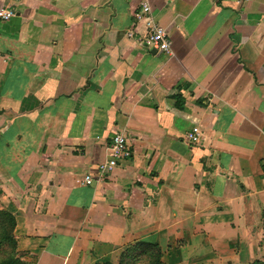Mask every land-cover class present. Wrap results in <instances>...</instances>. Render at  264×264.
<instances>
[{
    "label": "crops",
    "instance_id": "0c3cea01",
    "mask_svg": "<svg viewBox=\"0 0 264 264\" xmlns=\"http://www.w3.org/2000/svg\"><path fill=\"white\" fill-rule=\"evenodd\" d=\"M144 3L171 54L144 45ZM3 8L0 210L26 263L118 264L145 243L164 264H264V0ZM118 133L132 156L102 173Z\"/></svg>",
    "mask_w": 264,
    "mask_h": 264
},
{
    "label": "built area",
    "instance_id": "2783aa9c",
    "mask_svg": "<svg viewBox=\"0 0 264 264\" xmlns=\"http://www.w3.org/2000/svg\"><path fill=\"white\" fill-rule=\"evenodd\" d=\"M15 16V13L10 9H0V19L9 20ZM137 18L144 20L148 25L147 35L144 37V45L148 48H153L159 53L171 54L172 52V40L169 36V32L160 23L156 22L152 16V10L148 3L142 5V9ZM187 139L194 143H199L200 133L198 129H194L188 134ZM110 158L99 165V169L102 173L112 170L117 166L118 162L123 159H129L132 156V151L129 149L127 137L123 133L116 134L110 145ZM92 176L88 175L84 179L85 184L92 183Z\"/></svg>",
    "mask_w": 264,
    "mask_h": 264
},
{
    "label": "trees",
    "instance_id": "16d2710c",
    "mask_svg": "<svg viewBox=\"0 0 264 264\" xmlns=\"http://www.w3.org/2000/svg\"><path fill=\"white\" fill-rule=\"evenodd\" d=\"M15 217L7 210H0V264H28L18 251L14 237ZM145 264H164L162 252L157 245L138 243L127 248L118 264H133L138 261ZM96 264H114L110 262ZM258 264V263H255Z\"/></svg>",
    "mask_w": 264,
    "mask_h": 264
},
{
    "label": "rangeland",
    "instance_id": "374dc122",
    "mask_svg": "<svg viewBox=\"0 0 264 264\" xmlns=\"http://www.w3.org/2000/svg\"><path fill=\"white\" fill-rule=\"evenodd\" d=\"M133 264H145V262L142 260V261H138V263H133Z\"/></svg>",
    "mask_w": 264,
    "mask_h": 264
}]
</instances>
